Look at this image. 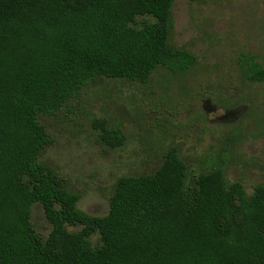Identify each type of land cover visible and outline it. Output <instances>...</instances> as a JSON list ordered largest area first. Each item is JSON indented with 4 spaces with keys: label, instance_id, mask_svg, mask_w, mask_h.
<instances>
[{
    "label": "trees",
    "instance_id": "trees-1",
    "mask_svg": "<svg viewBox=\"0 0 264 264\" xmlns=\"http://www.w3.org/2000/svg\"><path fill=\"white\" fill-rule=\"evenodd\" d=\"M176 1L0 0V264H264V185L249 195L222 168L190 178L173 148L153 174L121 177L109 213L91 216L40 161L52 141L40 116L95 80L147 83L159 67L195 63L169 42ZM244 77L264 82V67L251 63ZM97 126L107 146L124 145L121 129ZM35 204L47 238L32 224Z\"/></svg>",
    "mask_w": 264,
    "mask_h": 264
},
{
    "label": "rangeland",
    "instance_id": "rangeland-1",
    "mask_svg": "<svg viewBox=\"0 0 264 264\" xmlns=\"http://www.w3.org/2000/svg\"><path fill=\"white\" fill-rule=\"evenodd\" d=\"M172 14L170 45L196 57L188 71L159 67L147 83L97 79L55 116L39 118L52 139L40 161L91 216L109 213L121 177L153 174L173 148L190 178L222 168L249 195L264 185V82L244 77L251 63L264 67V0H177ZM101 119L124 132L122 147L102 141ZM31 221L47 238L52 225L41 204ZM91 242L100 245V235Z\"/></svg>",
    "mask_w": 264,
    "mask_h": 264
}]
</instances>
